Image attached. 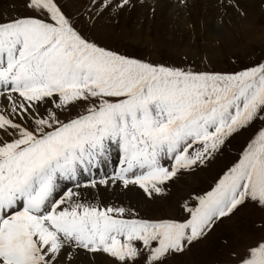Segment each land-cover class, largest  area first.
Instances as JSON below:
<instances>
[{
	"label": "snow or ice",
	"instance_id": "snow-or-ice-1",
	"mask_svg": "<svg viewBox=\"0 0 264 264\" xmlns=\"http://www.w3.org/2000/svg\"><path fill=\"white\" fill-rule=\"evenodd\" d=\"M24 7L32 15L0 19V264H75L79 250L166 264L247 203L264 209V126L211 191L183 204L186 219H140L78 191L137 186L154 198L206 167L264 125V63L235 74L153 65L85 37L59 0ZM114 152L119 166L97 179ZM233 256L264 264V238Z\"/></svg>",
	"mask_w": 264,
	"mask_h": 264
},
{
	"label": "rangeland",
	"instance_id": "rangeland-1",
	"mask_svg": "<svg viewBox=\"0 0 264 264\" xmlns=\"http://www.w3.org/2000/svg\"><path fill=\"white\" fill-rule=\"evenodd\" d=\"M0 1V19L32 15L24 7L25 0ZM261 1L257 9L255 8L254 14L251 15V36L249 33L246 36L242 34L241 39L237 37L235 40L236 44L226 49L221 47L222 45L215 37L211 36L213 38L208 39L203 34L173 43L165 42L156 38L152 28L140 29L142 27L130 23L128 19H114L109 22L97 20L95 13L90 14L91 2L87 7V3L84 2L85 4L79 7V12L76 10L73 12L68 8L66 0H59L63 11L77 21L80 32L102 47L153 65L214 74H235L264 63V0ZM218 53L221 59L215 58V54ZM3 103L4 99L0 98V107H3ZM76 111L73 109L74 114ZM261 126L264 125L258 121L248 130L234 136L223 154L218 155L214 161L203 167L207 169L210 177L205 183L196 180L195 177L199 174L193 176L199 168L185 172L179 175V178L169 182L165 194L154 198H149L144 194L142 206L148 204L147 207L145 206L143 210H133V212L144 220L186 219L188 213L183 209V204L185 202L193 204L195 196L211 191L227 168L238 159L241 151ZM98 187L107 189L104 185H98ZM89 189L91 188L83 192L85 197L90 194ZM132 191L138 194L136 189ZM109 206L114 207V205ZM117 207L129 209V206L124 204H119ZM261 225H264V209L249 202L231 218L223 219L204 239L194 243L189 250L169 257L166 264H236L233 253L242 255L246 248L264 238V227H260ZM79 251H82L84 258L87 254L86 258L91 262L94 261L91 255L95 254L85 250ZM104 256L111 264H115L112 258L106 254Z\"/></svg>",
	"mask_w": 264,
	"mask_h": 264
},
{
	"label": "bare ground",
	"instance_id": "bare-ground-1",
	"mask_svg": "<svg viewBox=\"0 0 264 264\" xmlns=\"http://www.w3.org/2000/svg\"><path fill=\"white\" fill-rule=\"evenodd\" d=\"M66 2L68 3V8L73 12L75 10L79 12V7L85 4L84 2L87 3L86 7L91 2L90 14L95 13L97 20L109 22L114 19H128L130 23L142 27L140 29L152 28L156 38L165 42L173 43L184 38L189 39L194 35L203 34L208 39L211 36L215 37L222 45V48L228 49L237 43L235 41L237 37L241 39L242 34L245 36L250 34L251 15L254 14L255 8L257 9V5L262 1L183 0L182 2V0H131V6L117 9L115 4L119 0H113V7L103 10L98 7L103 0H66ZM216 57L221 59L220 53L215 54ZM7 103L4 100L2 106ZM117 156L118 153L114 152L111 164L97 172V179L100 178L102 173L111 174L119 166ZM208 174L207 169L202 167L193 173V176L197 175L195 177L196 180H201L205 183L206 179L210 178ZM84 177H82L84 179L82 182L87 183L89 178L85 175ZM70 185L68 184V187ZM86 189H78L82 193V198L90 203L99 204L101 207L109 205L117 207L119 204H124L129 206V210L133 211L136 209L143 210L148 205H145L146 207L142 206V197L145 193L137 186H130L128 189L123 188L121 185L110 186L107 189L97 186V188L89 189L90 194L85 197L83 192ZM132 189H136L138 194L136 195ZM86 256L84 258L82 251H79L75 257V264H79V262L81 264H111L109 259L102 253L91 255L93 262L89 261Z\"/></svg>",
	"mask_w": 264,
	"mask_h": 264
}]
</instances>
